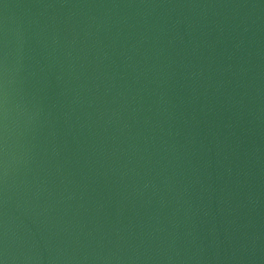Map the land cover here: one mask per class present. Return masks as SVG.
Returning <instances> with one entry per match:
<instances>
[{"label": "water", "instance_id": "1", "mask_svg": "<svg viewBox=\"0 0 264 264\" xmlns=\"http://www.w3.org/2000/svg\"><path fill=\"white\" fill-rule=\"evenodd\" d=\"M0 264H264V0H0Z\"/></svg>", "mask_w": 264, "mask_h": 264}]
</instances>
